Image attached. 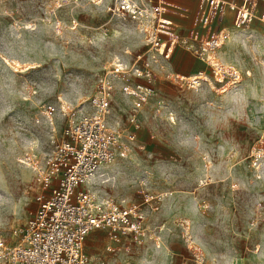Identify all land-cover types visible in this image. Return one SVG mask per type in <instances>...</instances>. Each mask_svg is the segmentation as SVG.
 <instances>
[{"label": "rangeland", "instance_id": "374dc122", "mask_svg": "<svg viewBox=\"0 0 264 264\" xmlns=\"http://www.w3.org/2000/svg\"><path fill=\"white\" fill-rule=\"evenodd\" d=\"M113 4L0 0V240H20L37 207L33 159L90 110L106 77L120 153L88 189L135 206L143 219L136 240L91 231V263L264 264V24L225 20L214 60L181 46L170 58H136L158 16L123 20ZM215 61L235 69L238 82L226 74L217 83ZM136 85L151 88L139 107Z\"/></svg>", "mask_w": 264, "mask_h": 264}, {"label": "built area", "instance_id": "2783aa9c", "mask_svg": "<svg viewBox=\"0 0 264 264\" xmlns=\"http://www.w3.org/2000/svg\"><path fill=\"white\" fill-rule=\"evenodd\" d=\"M152 2L146 0L138 6L132 0H114L111 8L113 15L132 22L153 13L158 16L148 38L149 48L136 58H170L181 46L192 57L214 60L228 35L225 27L217 29L225 20L232 18L233 27L264 24V0H198L190 27L181 33L173 18L188 19L190 10L157 0L153 12ZM208 65L217 83L226 74L233 83L240 78L235 69L228 70L218 61ZM199 80L193 78L190 85H198ZM111 90L110 81L101 77L90 110L64 127L40 161L33 159L37 207L15 245L6 246L0 240V264H92L84 250L91 231L107 230L113 242L128 235L135 240L139 237L143 216L135 206H123L88 189L101 169L120 153L118 134L107 122ZM150 91L144 85L135 86L132 93L138 96L137 107ZM130 121L136 123L134 115ZM106 249L110 251V245Z\"/></svg>", "mask_w": 264, "mask_h": 264}, {"label": "crops", "instance_id": "0c3cea01", "mask_svg": "<svg viewBox=\"0 0 264 264\" xmlns=\"http://www.w3.org/2000/svg\"><path fill=\"white\" fill-rule=\"evenodd\" d=\"M195 1L197 3V0H195ZM176 2L178 5H181V6L190 10V14H189L190 18H188V19L183 20V19L176 18V17L173 18L174 22L176 23L177 27L179 28V31L185 33L187 31V28L190 27L191 18L193 16V12L195 11L197 5L194 6V4H190V2H192V1H190V2L188 1L187 3H184V2L182 3L181 1H176Z\"/></svg>", "mask_w": 264, "mask_h": 264}]
</instances>
